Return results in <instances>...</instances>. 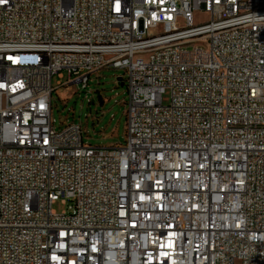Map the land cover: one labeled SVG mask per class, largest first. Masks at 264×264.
Returning a JSON list of instances; mask_svg holds the SVG:
<instances>
[{
	"label": "built area",
	"instance_id": "built-area-1",
	"mask_svg": "<svg viewBox=\"0 0 264 264\" xmlns=\"http://www.w3.org/2000/svg\"><path fill=\"white\" fill-rule=\"evenodd\" d=\"M103 69L124 144L54 125ZM0 264H264V0H0Z\"/></svg>",
	"mask_w": 264,
	"mask_h": 264
},
{
	"label": "rangeland",
	"instance_id": "rangeland-1",
	"mask_svg": "<svg viewBox=\"0 0 264 264\" xmlns=\"http://www.w3.org/2000/svg\"><path fill=\"white\" fill-rule=\"evenodd\" d=\"M206 18L205 13L198 19ZM124 74L123 69H103L90 74L86 88L81 83L58 85L59 77H53L56 87L52 97V117L56 129L65 124L76 122L83 128L84 141L92 145L111 146L124 144L126 138L127 87L121 85L118 77ZM67 75L63 79L65 82ZM170 99L167 92L163 100ZM61 212L67 208L61 200L53 204Z\"/></svg>",
	"mask_w": 264,
	"mask_h": 264
},
{
	"label": "water",
	"instance_id": "water-1",
	"mask_svg": "<svg viewBox=\"0 0 264 264\" xmlns=\"http://www.w3.org/2000/svg\"><path fill=\"white\" fill-rule=\"evenodd\" d=\"M118 81L121 82V85H124V81L122 80V77H118Z\"/></svg>",
	"mask_w": 264,
	"mask_h": 264
}]
</instances>
